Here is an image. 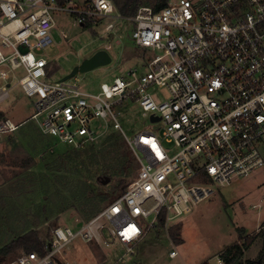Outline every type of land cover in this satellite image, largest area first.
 <instances>
[{
    "label": "built area",
    "instance_id": "obj_1",
    "mask_svg": "<svg viewBox=\"0 0 264 264\" xmlns=\"http://www.w3.org/2000/svg\"><path fill=\"white\" fill-rule=\"evenodd\" d=\"M60 15L90 26L113 19L105 24L107 32L123 19L147 55L97 92L84 89L77 76L51 79L52 62L40 52L54 42ZM19 69L16 84L32 99L30 118L44 135L82 147L112 125L124 132L138 172L87 221L56 226L44 253L25 250L9 264H80L64 257L78 237L117 249L115 262L106 253L99 264H133L150 231L172 226L216 187L264 167V0L144 3L131 16H123L113 0H0V101L9 96V80ZM159 87L168 89V97L157 94ZM128 99L159 116L162 133L147 128L129 136L117 109ZM20 125L3 119L0 136ZM224 251L183 264H227ZM169 256L180 257L175 244Z\"/></svg>",
    "mask_w": 264,
    "mask_h": 264
},
{
    "label": "rangeland",
    "instance_id": "obj_2",
    "mask_svg": "<svg viewBox=\"0 0 264 264\" xmlns=\"http://www.w3.org/2000/svg\"><path fill=\"white\" fill-rule=\"evenodd\" d=\"M159 2L142 0V4ZM110 20L87 27L68 15L58 16L54 42L40 52L52 62L51 79L62 78L85 57L103 48L112 55L111 63L76 75L88 91H99L102 83L139 65L147 54L136 45L132 25L119 19L114 31L107 32L104 28ZM21 70L16 77L11 75L10 94L0 101V111L6 118L22 122L19 129L0 136V249L32 229L38 231L42 241H49L56 226H78L90 219L112 196L122 193L124 186L118 185L126 172L120 170L129 156L124 132L112 125L94 143L82 147L44 135L30 118L35 112L32 99L16 84ZM155 90L159 96L168 97L166 87ZM117 109L120 125L129 136L147 128H156L160 133L164 130L161 121H152L151 114L134 99ZM95 126H101V121L96 120ZM165 144L176 149L174 142L165 140ZM135 165L127 184L137 175ZM107 176L109 180L103 182ZM172 224L179 240L172 239L166 225L150 231L140 243L133 264L197 263L215 257L235 242L243 243L246 236L255 239L242 260L257 259L264 249V167L250 177L235 179L229 186L216 187L208 198L192 204L190 211ZM174 244L180 257L169 256ZM25 250L19 248L8 254L0 264H9ZM109 250L78 237L69 244L64 257L80 264H99L109 253L111 262H115L117 249Z\"/></svg>",
    "mask_w": 264,
    "mask_h": 264
},
{
    "label": "trees",
    "instance_id": "obj_3",
    "mask_svg": "<svg viewBox=\"0 0 264 264\" xmlns=\"http://www.w3.org/2000/svg\"><path fill=\"white\" fill-rule=\"evenodd\" d=\"M115 5L118 7L119 12L123 16H131L135 14L138 6L142 4V0H124V1H118L113 0ZM168 3V0H161V2L154 3L155 7H162L165 6ZM87 27H90L89 24H86ZM6 116L3 111H0V121L5 119ZM20 127V126H19ZM18 127V129H19ZM126 147H127V154L129 155L128 158L125 161V165H123V169L120 170L121 172H126L122 176V178L119 181L118 186H124V189L122 192H124L128 186L127 182V176L132 173L131 168L136 167V170L138 168V164L136 161V158L134 154L132 153L127 141H126ZM108 172V171H107ZM126 183V184H125ZM129 183V182H128ZM117 196H112L109 203L115 199ZM243 231V229H242ZM169 234L171 235L172 239L178 241V232L174 230L173 227L170 226ZM241 238L243 236L241 235ZM255 237L253 236H246L244 238V242L240 243L235 242L232 245L225 248L224 256L227 260V264H264V249L261 251L259 257L257 259H247L242 260V256L244 255L245 250L251 246L252 242L254 241ZM19 248H24L27 251L37 250L40 253L45 252V241H42L39 237L38 231L35 229H32L31 231L19 236L18 238L14 239L4 247L0 249V260H3L8 254L13 253L17 251Z\"/></svg>",
    "mask_w": 264,
    "mask_h": 264
},
{
    "label": "water",
    "instance_id": "obj_4",
    "mask_svg": "<svg viewBox=\"0 0 264 264\" xmlns=\"http://www.w3.org/2000/svg\"><path fill=\"white\" fill-rule=\"evenodd\" d=\"M113 57L109 53V51L105 48L98 49L95 51L92 55L85 57L80 63L76 64L69 73H67L65 76H63L62 80H67L70 78L75 77L79 72H86L90 71L92 69H95L102 65H107L111 63ZM159 116L152 115V120H159ZM109 180V177L102 178L103 182H107ZM59 264H64L62 261H59Z\"/></svg>",
    "mask_w": 264,
    "mask_h": 264
},
{
    "label": "crops",
    "instance_id": "obj_5",
    "mask_svg": "<svg viewBox=\"0 0 264 264\" xmlns=\"http://www.w3.org/2000/svg\"><path fill=\"white\" fill-rule=\"evenodd\" d=\"M116 8L118 9V7L116 6ZM18 123H22V122H18ZM200 262V261H199Z\"/></svg>",
    "mask_w": 264,
    "mask_h": 264
}]
</instances>
